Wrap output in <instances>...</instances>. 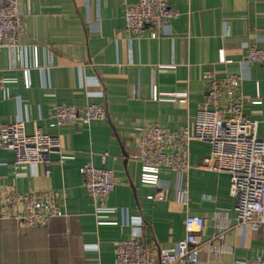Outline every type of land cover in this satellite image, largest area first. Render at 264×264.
Returning a JSON list of instances; mask_svg holds the SVG:
<instances>
[{
    "label": "crops",
    "instance_id": "1",
    "mask_svg": "<svg viewBox=\"0 0 264 264\" xmlns=\"http://www.w3.org/2000/svg\"><path fill=\"white\" fill-rule=\"evenodd\" d=\"M18 1L26 27L18 42L29 51L24 63L31 64L30 49L37 45L39 67L29 69L25 87L20 67L12 68L9 52L0 47V76L6 80L0 88V122L24 120L28 134L40 127L58 135L68 156L64 163L54 153L48 165L16 166L12 152L0 147V194L8 187L52 190L63 212L32 228L0 218V264H112L115 242L137 231L157 254L184 236L187 214L205 222L197 234L198 264L264 257V236L235 224L228 175L199 167L210 153L208 143L192 140L189 170L162 169L157 188L139 182L140 164L133 158L136 126L192 124L208 94L205 70L215 78H242V115L256 121L257 136L264 139V67L245 61L247 47L264 48V0H169L178 14L157 38H151L149 27L138 34L124 29V8L133 0ZM220 49L232 63L219 62ZM153 87L161 100L152 99ZM256 98L262 102L252 104ZM92 103L105 108V119L50 125L55 106L83 109ZM88 161L113 170L116 177L105 198L108 210L99 213L104 224H97L96 203L80 173ZM164 189L167 200L147 197ZM179 189L187 191L186 202L176 200ZM223 230L222 240L213 239Z\"/></svg>",
    "mask_w": 264,
    "mask_h": 264
},
{
    "label": "built area",
    "instance_id": "2",
    "mask_svg": "<svg viewBox=\"0 0 264 264\" xmlns=\"http://www.w3.org/2000/svg\"><path fill=\"white\" fill-rule=\"evenodd\" d=\"M177 14L169 0H133L124 8V29L138 34L144 27H149L152 30L151 38H157L162 28ZM24 33L25 13L20 2L0 0V47L9 52L10 66L20 67L24 86L28 88L29 69L38 68L39 62L37 45H32L31 64H25L27 62L24 59L29 51L18 42V37ZM218 60L221 63L233 62L225 58L223 49L219 50ZM245 61L264 67V48L247 47ZM204 76L209 81L208 94L198 107L190 126L166 129L152 122L136 126V151L133 158L140 164L139 182L157 188L162 169L188 171L191 167L190 142L199 140L208 143L210 153L203 158L199 167L228 175L236 226L264 236V139L257 136L256 121L242 115V104L245 102L241 91L242 78L236 75L215 78L210 70H205ZM5 84L6 80L0 76V88ZM180 97L179 101H185L183 96ZM152 99L161 100L156 87H153ZM223 100L225 105L222 106ZM261 102L258 98L251 100L252 104ZM106 115L105 108L100 104H88L83 109L58 105L53 108L50 125H88L92 121L105 119ZM0 147L12 152L13 164L16 166L48 165L54 153H60L59 161L64 163L68 156L61 148L58 135L47 134L40 127L28 134L24 120L0 122ZM80 173L87 194L96 203L97 224H104L99 213L108 210L105 198L116 185L115 174L113 170L97 167L91 161L80 167ZM168 195V189H164L147 197L167 200ZM175 198L179 202H186L187 191L177 190ZM61 205L58 195L52 190L18 192L14 187H8L0 194V218L13 219L28 228L38 227L48 224L54 217L62 216ZM136 223L138 227L142 224L140 220ZM204 223L202 216L187 214L184 218V236L157 254L144 244L137 231L131 238L115 242L112 264H198L201 247L197 234L203 229ZM224 232H217L213 239L222 240ZM236 264H264V257L245 259Z\"/></svg>",
    "mask_w": 264,
    "mask_h": 264
},
{
    "label": "rangeland",
    "instance_id": "3",
    "mask_svg": "<svg viewBox=\"0 0 264 264\" xmlns=\"http://www.w3.org/2000/svg\"><path fill=\"white\" fill-rule=\"evenodd\" d=\"M6 256H7L8 258L12 259V256H11L10 253H9L8 255H6ZM9 261L11 262L12 260H9ZM24 261L28 262L27 260H23V261L21 260V261H19V262L9 263V264H25ZM28 264H32L31 261H29Z\"/></svg>",
    "mask_w": 264,
    "mask_h": 264
},
{
    "label": "water",
    "instance_id": "4",
    "mask_svg": "<svg viewBox=\"0 0 264 264\" xmlns=\"http://www.w3.org/2000/svg\"><path fill=\"white\" fill-rule=\"evenodd\" d=\"M208 93V92H207ZM209 109H212V106H209Z\"/></svg>",
    "mask_w": 264,
    "mask_h": 264
}]
</instances>
